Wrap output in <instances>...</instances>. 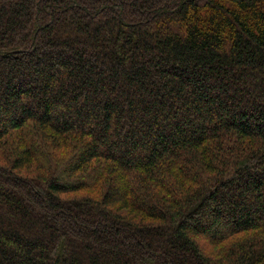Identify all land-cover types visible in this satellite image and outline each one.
<instances>
[{
	"label": "trees",
	"instance_id": "16d2710c",
	"mask_svg": "<svg viewBox=\"0 0 264 264\" xmlns=\"http://www.w3.org/2000/svg\"><path fill=\"white\" fill-rule=\"evenodd\" d=\"M0 264H264V0H0Z\"/></svg>",
	"mask_w": 264,
	"mask_h": 264
},
{
	"label": "rangeland",
	"instance_id": "374dc122",
	"mask_svg": "<svg viewBox=\"0 0 264 264\" xmlns=\"http://www.w3.org/2000/svg\"><path fill=\"white\" fill-rule=\"evenodd\" d=\"M200 241L204 244H208V240L206 238H201Z\"/></svg>",
	"mask_w": 264,
	"mask_h": 264
}]
</instances>
